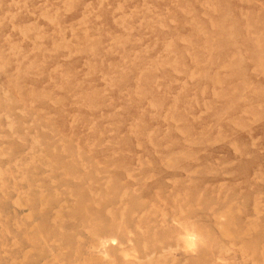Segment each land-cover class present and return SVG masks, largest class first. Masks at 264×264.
Segmentation results:
<instances>
[{"label":"rangeland","instance_id":"1","mask_svg":"<svg viewBox=\"0 0 264 264\" xmlns=\"http://www.w3.org/2000/svg\"><path fill=\"white\" fill-rule=\"evenodd\" d=\"M0 264H264V0H0Z\"/></svg>","mask_w":264,"mask_h":264}]
</instances>
